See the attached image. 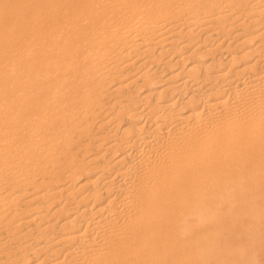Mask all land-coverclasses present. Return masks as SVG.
<instances>
[{
    "label": "bare ground",
    "instance_id": "1",
    "mask_svg": "<svg viewBox=\"0 0 264 264\" xmlns=\"http://www.w3.org/2000/svg\"><path fill=\"white\" fill-rule=\"evenodd\" d=\"M261 170L264 0H0V264H243Z\"/></svg>",
    "mask_w": 264,
    "mask_h": 264
},
{
    "label": "rangeland",
    "instance_id": "2",
    "mask_svg": "<svg viewBox=\"0 0 264 264\" xmlns=\"http://www.w3.org/2000/svg\"><path fill=\"white\" fill-rule=\"evenodd\" d=\"M243 172V174H245L243 176L249 177V181L247 178H243V187L245 186L243 191V209L254 208L251 215L243 216V264H264V171L263 173L258 171L262 177L257 171H254L252 175H249L246 171ZM252 176L254 179L251 178ZM257 177H261L258 185H256ZM250 181L254 183L251 184ZM251 186H253L254 189ZM248 187L250 190L252 188L253 191H246ZM246 195L248 196L247 198ZM254 195L257 197H254ZM246 199L251 201H245Z\"/></svg>",
    "mask_w": 264,
    "mask_h": 264
}]
</instances>
